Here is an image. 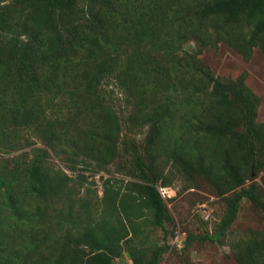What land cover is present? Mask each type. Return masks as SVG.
<instances>
[{
  "label": "trees",
  "instance_id": "16d2710c",
  "mask_svg": "<svg viewBox=\"0 0 264 264\" xmlns=\"http://www.w3.org/2000/svg\"><path fill=\"white\" fill-rule=\"evenodd\" d=\"M212 36L247 58L255 49L264 57V0H0V149L18 151L36 138L58 156L65 140L86 169L95 160L105 170L118 156L123 124L102 88L117 80L139 96L130 121L151 125L153 143L169 118L185 115L188 136L173 153L183 175L197 174L225 199L216 233L206 236L221 238L244 199L264 212L259 183L247 185L254 169L264 172V121L244 75L219 77L203 65L199 54ZM189 41L201 48L186 49ZM124 144L136 180L115 187L108 179L106 217L93 204L83 225L79 212L57 247L45 244L41 221L42 205L60 196L56 176L39 159L0 175V213L16 219L10 230H23L13 248L0 228V264H116L126 250L133 264H160L170 246L183 251L191 236L181 249L165 243L150 254L133 243L138 220L151 214L162 229L171 221L158 187L170 184L155 168L161 154L150 150L148 162L129 139ZM234 256V264H264V233L238 242Z\"/></svg>",
  "mask_w": 264,
  "mask_h": 264
},
{
  "label": "rangeland",
  "instance_id": "374dc122",
  "mask_svg": "<svg viewBox=\"0 0 264 264\" xmlns=\"http://www.w3.org/2000/svg\"><path fill=\"white\" fill-rule=\"evenodd\" d=\"M123 1V0H122ZM211 45L208 49L199 54L204 66L208 67L213 75L219 77L233 78L244 75L247 86L261 99L258 110V121H264V57L259 49H255L251 58L239 52L235 48L218 42L212 36ZM186 49L198 51L201 43L189 41ZM106 102L111 104L121 117L123 124L122 137L119 141L118 156L100 170L103 164L91 161V169H86L81 163L82 155H79L72 145L65 140L60 141L59 153L56 155L44 144L33 138L34 144L14 152L5 148L0 149V175L14 171L15 164L25 159L34 162L35 159L43 161L49 170L59 181L60 196L57 194L42 205L43 212L41 221L48 230L46 245L57 247V240H60L67 229L71 228L73 220L78 219L79 212H82V224L86 223L87 213L92 206L98 205L97 211L106 217L103 198L105 195V182L115 187H124L128 181H135L130 176L134 168L133 159L126 151L124 139H129L131 146L139 149L141 156L148 161V153L155 150L161 154L156 161L155 168L161 172L162 179L170 184L162 191L166 197L171 221L165 224V229L153 224V217L149 214L145 219L137 221V233L132 237L133 243L143 248L150 254V250L163 244H172L174 235H179L180 243L191 236L188 246L183 251H176L169 248L160 264H234V247L238 242L256 237L264 233V212L250 200L244 199L234 224L226 230L224 236L212 240L206 236L216 233L217 228L226 213L227 203L224 198L218 197L214 192L212 184L191 173H181V163L174 155L183 140L188 136V130L184 127L185 115L182 113L168 119L161 143H153V130L151 125L144 129L140 128L138 122H132L131 113L135 109V103L139 101L137 94H131L121 87L117 80H110L103 84ZM185 107L182 112H187ZM4 147V146H2ZM161 148L159 150V148ZM65 150V152H64ZM159 150V151H157ZM180 155V154H179ZM90 162V160H88ZM77 164V171H72L67 164ZM81 164V165H80ZM99 171H98V170ZM253 180L247 185L258 182L260 193L264 201V172L253 171ZM190 175V176H189ZM21 185V183H18ZM161 188V183L158 184ZM5 188V187H4ZM6 189V188H5ZM15 197L22 194V189L17 186ZM90 201L91 204L84 209L83 203ZM94 204V205H93ZM96 210V208L94 209ZM8 213V212H7ZM5 212L0 213V228L9 233L6 238L13 248L18 247L22 241L21 233L15 229L10 230L9 225L15 222V218L7 217ZM9 219V220H8ZM77 229H73L75 234ZM165 232L167 234L165 235ZM166 236V238H165ZM173 241V242H172ZM116 264H133L131 257L126 250L122 257L116 259Z\"/></svg>",
  "mask_w": 264,
  "mask_h": 264
},
{
  "label": "built area",
  "instance_id": "2783aa9c",
  "mask_svg": "<svg viewBox=\"0 0 264 264\" xmlns=\"http://www.w3.org/2000/svg\"><path fill=\"white\" fill-rule=\"evenodd\" d=\"M164 190V188H160V191H161V193H162V191ZM163 195V194H162ZM165 197V196H164ZM180 236L178 235L176 238H175V240H174V242H173V245H176L179 249H181L182 248V243H180V238H179Z\"/></svg>",
  "mask_w": 264,
  "mask_h": 264
}]
</instances>
